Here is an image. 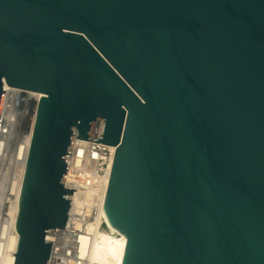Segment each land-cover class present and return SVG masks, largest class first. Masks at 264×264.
I'll use <instances>...</instances> for the list:
<instances>
[{
    "label": "water",
    "instance_id": "95a60500",
    "mask_svg": "<svg viewBox=\"0 0 264 264\" xmlns=\"http://www.w3.org/2000/svg\"><path fill=\"white\" fill-rule=\"evenodd\" d=\"M5 86L41 94L14 264L66 229L74 138L118 147L123 264H264V0H0Z\"/></svg>",
    "mask_w": 264,
    "mask_h": 264
},
{
    "label": "built area",
    "instance_id": "2783aa9c",
    "mask_svg": "<svg viewBox=\"0 0 264 264\" xmlns=\"http://www.w3.org/2000/svg\"><path fill=\"white\" fill-rule=\"evenodd\" d=\"M40 100L36 104L35 121ZM33 131L31 135V132L20 133L15 129L11 152L18 143L24 142L22 147L26 146L29 154L28 134L33 136ZM117 148L79 140L77 136L74 138L65 188L76 191L73 192L66 229L57 228L54 236L47 237L52 243L48 264H89L84 243L90 245L93 238L91 230L95 226L101 227Z\"/></svg>",
    "mask_w": 264,
    "mask_h": 264
},
{
    "label": "bare ground",
    "instance_id": "6f19581e",
    "mask_svg": "<svg viewBox=\"0 0 264 264\" xmlns=\"http://www.w3.org/2000/svg\"><path fill=\"white\" fill-rule=\"evenodd\" d=\"M5 91L0 120V129L2 130L3 136L0 138V167L4 162L9 161L12 156L13 162H15V168L17 167L18 169L16 168V170L18 171L17 174L15 171L16 177L14 179L16 181H11L12 186L9 185L10 183L8 184L11 188L10 190H6V196H4L5 199L2 203L3 214L8 219L5 218V221L2 222L4 225L1 226L0 230V264H14V254H16L19 241L16 223L23 177L29 154L28 151L26 152V146L22 147L24 142H20L15 146L13 155H10L9 144L10 140H12V133H14L13 128L15 127H18L23 133L24 131H28L27 133L31 132L30 134L32 135L35 123L36 104L43 96L37 93L14 90V88L12 89L8 86H5ZM19 100L21 102H18ZM13 107H18L19 110L17 109V112H12ZM30 134H28V141L31 144V137L33 136ZM91 232L93 238L90 245L87 246L84 243V250L87 251L89 264H123L127 246L126 237L117 230L109 232V235L102 234L100 233V228L98 229L97 226L93 227Z\"/></svg>",
    "mask_w": 264,
    "mask_h": 264
},
{
    "label": "rangeland",
    "instance_id": "374dc122",
    "mask_svg": "<svg viewBox=\"0 0 264 264\" xmlns=\"http://www.w3.org/2000/svg\"><path fill=\"white\" fill-rule=\"evenodd\" d=\"M13 89V88H12ZM14 90H16V89H14ZM19 91H21V90H19ZM23 92H25V91H23ZM36 94V93H35ZM18 102H21L20 100L18 101ZM19 107V106H18ZM16 108V107H13L12 108V112H17L18 110H19V108ZM18 109V110H17ZM7 113H8V111H7ZM15 114V113H14ZM20 124V123H19ZM15 129H17L16 130V132L17 131H20V129L18 128V127H15V128H13V130H14V133H15ZM14 133H12L13 135H12V140H10V144H9V148H11V147H13V142H14V140H13V136L15 137V134ZM20 133H21V131H20ZM23 133V132H22ZM12 141V142H11ZM11 151V150H10ZM14 152V151H13ZM11 154L10 155H13V153L12 152H10ZM10 155H8L9 157H10ZM10 162V163H9ZM14 165V166H13ZM13 167H14V169H13ZM17 168V167H16ZM16 168H15V162H13V159H12V156H11V158L9 159V161L7 160L6 162H4L3 163V165L0 167V230H1V226H3L4 224L2 223V222H4L5 221V218H7L8 219V217H5L4 216V214H3V207H2V203H3V201H4V199H5V197L4 196H6L5 194H6V190H10V188H11V184H12V180H15L16 181V179H14L15 177H16V174H17V171L18 170H16ZM18 169V168H17ZM15 171H16V174H15ZM15 174V175H14ZM14 176V177H13ZM13 178V179H12ZM10 183V184H9ZM11 185L10 187H9V185ZM9 188V189H8Z\"/></svg>",
    "mask_w": 264,
    "mask_h": 264
}]
</instances>
